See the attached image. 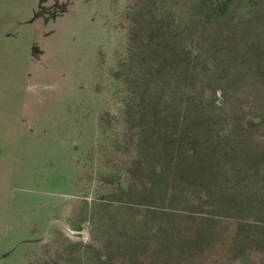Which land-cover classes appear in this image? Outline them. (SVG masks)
Wrapping results in <instances>:
<instances>
[{
    "label": "rangeland",
    "instance_id": "1",
    "mask_svg": "<svg viewBox=\"0 0 264 264\" xmlns=\"http://www.w3.org/2000/svg\"><path fill=\"white\" fill-rule=\"evenodd\" d=\"M261 151L264 0H0V264H264Z\"/></svg>",
    "mask_w": 264,
    "mask_h": 264
},
{
    "label": "crops",
    "instance_id": "2",
    "mask_svg": "<svg viewBox=\"0 0 264 264\" xmlns=\"http://www.w3.org/2000/svg\"><path fill=\"white\" fill-rule=\"evenodd\" d=\"M255 161L253 176L241 185L242 188L240 187L239 189L241 193L238 194H241L242 198L250 205L248 206V209H250L249 214L257 215L259 212V215L264 218V152L261 151L259 159L256 157ZM244 176L246 177V175ZM247 184H250L248 190L246 188ZM261 189L263 194L261 193Z\"/></svg>",
    "mask_w": 264,
    "mask_h": 264
},
{
    "label": "trees",
    "instance_id": "3",
    "mask_svg": "<svg viewBox=\"0 0 264 264\" xmlns=\"http://www.w3.org/2000/svg\"><path fill=\"white\" fill-rule=\"evenodd\" d=\"M189 251V250H188ZM189 253V252H188Z\"/></svg>",
    "mask_w": 264,
    "mask_h": 264
}]
</instances>
